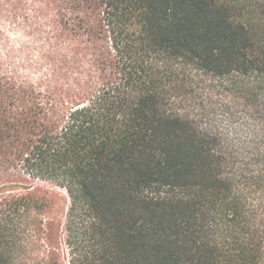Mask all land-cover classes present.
I'll return each mask as SVG.
<instances>
[{
	"label": "trees",
	"instance_id": "1",
	"mask_svg": "<svg viewBox=\"0 0 264 264\" xmlns=\"http://www.w3.org/2000/svg\"><path fill=\"white\" fill-rule=\"evenodd\" d=\"M13 36L36 54L0 67V264H264L220 131L264 193V0H0Z\"/></svg>",
	"mask_w": 264,
	"mask_h": 264
},
{
	"label": "rangeland",
	"instance_id": "2",
	"mask_svg": "<svg viewBox=\"0 0 264 264\" xmlns=\"http://www.w3.org/2000/svg\"><path fill=\"white\" fill-rule=\"evenodd\" d=\"M16 40V37L13 36L9 42L8 40L0 41V67L5 73L32 79L31 70L33 69L32 66H34V55L36 53L28 49L31 47L28 43L27 49L17 46L14 52H7ZM221 122L220 131L227 137L229 145L238 153L235 158L239 166H241V185L244 187L250 201L254 204L261 203L264 201V193L259 187V162L256 157V147L245 133L237 131L235 126L226 119L222 118ZM67 251L68 249L64 247L65 264H68Z\"/></svg>",
	"mask_w": 264,
	"mask_h": 264
}]
</instances>
